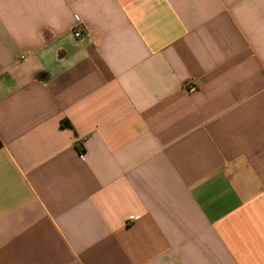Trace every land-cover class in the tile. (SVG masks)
Listing matches in <instances>:
<instances>
[{
    "label": "crops",
    "instance_id": "0c3cea01",
    "mask_svg": "<svg viewBox=\"0 0 264 264\" xmlns=\"http://www.w3.org/2000/svg\"><path fill=\"white\" fill-rule=\"evenodd\" d=\"M0 264H264V0H0Z\"/></svg>",
    "mask_w": 264,
    "mask_h": 264
},
{
    "label": "built area",
    "instance_id": "2783aa9c",
    "mask_svg": "<svg viewBox=\"0 0 264 264\" xmlns=\"http://www.w3.org/2000/svg\"><path fill=\"white\" fill-rule=\"evenodd\" d=\"M74 36L75 37H78L79 35H80V32L78 31V30H75L74 32ZM185 87L188 89V90H193V89H195V87H196V83H194V82H189V83H187L186 85H185Z\"/></svg>",
    "mask_w": 264,
    "mask_h": 264
},
{
    "label": "trees",
    "instance_id": "16d2710c",
    "mask_svg": "<svg viewBox=\"0 0 264 264\" xmlns=\"http://www.w3.org/2000/svg\"><path fill=\"white\" fill-rule=\"evenodd\" d=\"M65 124H67V123H65ZM68 126H69V124H67ZM70 127V126H69Z\"/></svg>",
    "mask_w": 264,
    "mask_h": 264
}]
</instances>
